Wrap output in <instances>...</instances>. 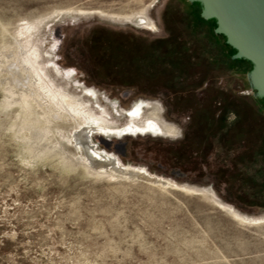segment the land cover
<instances>
[{
    "label": "rangeland",
    "instance_id": "374dc122",
    "mask_svg": "<svg viewBox=\"0 0 264 264\" xmlns=\"http://www.w3.org/2000/svg\"><path fill=\"white\" fill-rule=\"evenodd\" d=\"M198 13L184 0H0V264H264V224L216 203L264 218V100ZM162 22L192 25L182 37L200 57L166 52ZM155 121L161 133L89 144L167 185L93 168L74 139L89 122Z\"/></svg>",
    "mask_w": 264,
    "mask_h": 264
},
{
    "label": "water",
    "instance_id": "95a60500",
    "mask_svg": "<svg viewBox=\"0 0 264 264\" xmlns=\"http://www.w3.org/2000/svg\"><path fill=\"white\" fill-rule=\"evenodd\" d=\"M199 6V16L213 21L215 35L234 50L232 60L250 64L248 85L264 100V0H185Z\"/></svg>",
    "mask_w": 264,
    "mask_h": 264
},
{
    "label": "bare ground",
    "instance_id": "6f19581e",
    "mask_svg": "<svg viewBox=\"0 0 264 264\" xmlns=\"http://www.w3.org/2000/svg\"><path fill=\"white\" fill-rule=\"evenodd\" d=\"M139 106L141 107V105L135 106V109L133 110V113L131 114V116H133L132 118H135L134 116L137 112L136 110L142 109ZM137 117L141 119V117H139V116H137ZM138 122L140 123L141 121H138ZM94 123L95 122H89L87 129H83L81 132L79 131V132L75 133L76 135H74L75 141L79 145L81 144L82 150L84 151V153H86V155L88 157L87 160H88L89 165H91L93 168L103 170V172H106V174L110 173L111 175L118 177V178H124V179H132V178L134 179L135 178V179H139V180H143V181L145 180V181H148L149 183L159 184V185L169 184L168 182H166L162 179L149 176L145 170H142L140 168L124 167L118 161H115V160L107 161V160H105L104 156H100L99 154L95 153L93 146H91L89 144L90 143L89 142L90 141L89 136L92 133L103 135V136L108 135V136H118V137L128 135V132H130V131H132L133 134H136V132H141V133L151 132V133L155 134L157 132H160V129L157 127L156 121H155V123L154 122L146 123L144 125L145 127L143 129L141 127L143 124L140 125L141 123L140 124L137 123V125L130 123L129 126H125L124 128H113L111 130L103 128V127L95 126ZM84 134H86V135L84 136ZM166 135L172 136V134L168 133V131H167ZM183 188H179V189L181 190ZM185 190H189V189H185ZM192 191H194L195 194L202 193V192H197L195 190H192ZM216 203H217L219 209L224 211L227 215L234 218L238 222H242V223L250 224V225L264 224V219H255V220L250 219L251 221H249L248 218L239 214L237 211L234 210V208H232L228 205H225L223 203H220V202H216Z\"/></svg>",
    "mask_w": 264,
    "mask_h": 264
},
{
    "label": "flooded vegetation",
    "instance_id": "af4514ba",
    "mask_svg": "<svg viewBox=\"0 0 264 264\" xmlns=\"http://www.w3.org/2000/svg\"><path fill=\"white\" fill-rule=\"evenodd\" d=\"M185 3L187 4L188 2L185 1ZM194 4L195 3H193L192 5H194ZM196 5L198 6V4H196ZM198 9H199V6H198ZM180 23H182V22H180ZM180 23H178L180 25L179 26L180 28H178L177 30L176 29L172 30L170 27L166 26V24L164 22H162L160 32H159L160 36L157 37V42H159V44L163 43L164 45L162 47L165 48L166 52H169L170 55L173 52L176 56L175 57L176 60H180V61L185 60V58H186L185 56H187V55L189 56L190 54H194V52L198 54V57H200L201 52L204 51L203 46H195L194 44L190 43L189 40L182 37V34H187L189 32V30L193 29L192 25L189 28H187L186 26L183 27V24H180ZM146 26H148V25H145V28H146ZM107 32H110L111 35L116 36V37H125V36H127V34H129L127 32H122V31L116 32V31H109L108 30ZM222 45L223 46H222V49H220L219 54L220 53L224 54V52H225L224 49H226V47H227L224 40H223ZM115 72L116 73L113 74L114 77H124V76L128 77L129 75H132L131 74L132 71L130 70V67L129 68L125 67L123 72H120V71H115ZM131 86L132 87L136 86L137 88L139 87L138 85H131ZM173 135L174 134H172V136ZM256 219H264V218H256Z\"/></svg>",
    "mask_w": 264,
    "mask_h": 264
},
{
    "label": "trees",
    "instance_id": "16d2710c",
    "mask_svg": "<svg viewBox=\"0 0 264 264\" xmlns=\"http://www.w3.org/2000/svg\"><path fill=\"white\" fill-rule=\"evenodd\" d=\"M212 22H213V21H212ZM213 23H214V22H213ZM227 47H228V46H227ZM228 48L231 49L230 47H228ZM231 51L234 53V50L231 49ZM233 53H232V54H233ZM232 54H231V55H232ZM235 61H243V60H235ZM245 62H246V61H245ZM247 63H248V62H247ZM248 64H249V63H248Z\"/></svg>",
    "mask_w": 264,
    "mask_h": 264
}]
</instances>
